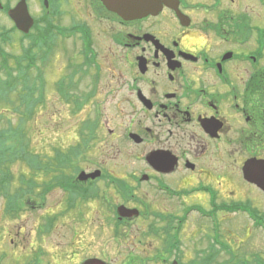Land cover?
<instances>
[{"label":"flooded vegetation","instance_id":"obj_1","mask_svg":"<svg viewBox=\"0 0 264 264\" xmlns=\"http://www.w3.org/2000/svg\"><path fill=\"white\" fill-rule=\"evenodd\" d=\"M14 1H0L11 29ZM256 2L257 14L249 0H178L126 20L104 0H40L41 14L31 12L40 31L31 29L25 48L37 35L50 45L49 54L40 50L43 65L59 42L74 62L59 91L83 103L79 110L93 103V112L73 144L58 148L68 161L57 167L63 174L25 176L42 193L21 211L43 213L32 251L45 252L47 232L72 219L62 222L70 250L56 248L54 264H112V246L121 264L233 256L223 250L222 219L242 214L255 225L256 211L264 220L242 186L264 192L243 173L250 159L264 162V0ZM78 74L90 80L85 92L73 91ZM22 229L14 236L25 238ZM95 246L99 255H90Z\"/></svg>","mask_w":264,"mask_h":264},{"label":"rangeland","instance_id":"obj_2","mask_svg":"<svg viewBox=\"0 0 264 264\" xmlns=\"http://www.w3.org/2000/svg\"><path fill=\"white\" fill-rule=\"evenodd\" d=\"M0 1L4 4L10 3V0ZM15 2L16 0L12 3L14 4ZM249 3L250 5L254 6L256 9L255 13L257 14V9L260 7L257 5L256 0H249ZM30 9L31 12L36 17H38L41 14L40 0H31ZM11 26L12 23L9 22L7 15L0 11V35L7 36L5 42L3 39L0 40V46L4 49V52H7L11 55L13 54L20 58L24 54V49L28 41L24 40L22 42L20 39L21 34L19 32L14 33L10 38ZM57 44L58 45L55 47L54 51L46 60V63L42 65L40 62H38L40 66L39 70L34 66L29 70H25L26 76L28 73L31 75L30 85L35 83L36 79L38 80L40 77L39 73L42 74L46 80L43 90L44 94L42 102L39 101L41 90L38 91L37 89L32 95L29 96V99H26L29 103H34L33 108L28 112V108L21 104V99L18 96V93H22V95L28 93V90L23 86L24 82L20 81L19 86L17 85L18 92H14V94L11 95V101H3L0 103V128L6 127L9 123L16 128H20L19 136L20 138H23L22 144L24 147H27L30 151H33V153H38L41 159H43L45 162H48L49 159L55 155L56 150L61 146L64 148L73 144L76 130L80 128L82 122L91 116L93 112V103H88L83 109L77 110L75 103L66 102L60 93L58 81L65 74L69 75L71 72L69 65L71 62L74 64V62L71 61V58H68L66 55H64L65 53L63 54L61 52L62 49L59 48V42ZM68 50L70 53H72V43L68 44ZM16 59H11V64H13V61ZM76 81L78 86L77 88L73 89V91L77 93L85 92L89 86V78L78 74ZM105 82L106 80L104 79L102 84ZM34 85H37V83ZM19 90L21 92H19ZM3 107H5V110ZM24 163L26 162L19 161L11 167L14 172V181L20 177L23 171L33 175ZM51 163L52 162L46 164L49 165ZM40 167L43 168L42 164ZM33 169L36 168L33 167ZM47 173L50 174L49 172ZM47 173L40 171L37 172V175ZM69 173H71L70 170ZM59 174L63 173L59 172ZM30 185L37 187L35 183H31ZM231 186V183H228L227 189L230 190ZM242 186L248 190V192L244 191V197L253 199L254 206H256L264 215V192H261L260 190L251 187L246 183H244ZM37 188L39 190V186ZM37 188L36 194H31L29 198L33 197V200L39 199V193H42L40 190L37 191ZM60 196L61 193L56 191L48 195L47 202L52 205L55 201L60 200L58 199ZM7 202L8 198H5L3 195H1L0 264H30L32 261L36 260V258H39L40 261H38V263L34 262L33 264H54L55 259L52 258L51 253H53L56 248L59 249L58 252L65 249L70 250L68 245L72 238L71 230L69 227L63 226L62 222L64 221L65 223H69L72 219H64L63 221L61 219L58 222V227L60 226L59 229H54L51 232H47L45 237L46 241H42L45 247H43L45 252L41 253L40 251L36 252V250L32 251L33 245L31 246V244H33L32 242L34 237L38 235L37 233L39 231V226L44 222V219L42 218L43 213L40 211H28L18 215H10L7 210ZM27 207L28 205L24 200L23 208L26 209ZM191 221L198 220L196 218H191ZM199 221L204 222L207 228L210 225L209 219H202ZM222 224V242L223 246L229 249V253H234L236 258L245 260L249 264L250 261H253L254 259H259L264 262V228H257L255 225H252L253 221L245 218L242 214L233 215L227 219L223 218ZM19 226L23 227L22 230L25 234L23 237L25 238H22L21 236H14L13 232H16ZM62 234L66 236H63ZM13 238H15V243L12 242ZM206 242V245L209 244L208 240H206ZM110 248L112 249V253H109L108 257L110 263L121 264L119 261L120 254L116 252V250H119V247L112 246ZM125 253L126 251L124 252V255ZM90 255H99V247L95 246L94 249L91 248ZM212 256L214 257L215 261L211 262L212 264H223L226 258H228L225 253L219 257V260L215 258L214 254ZM61 259L65 258L62 257ZM71 262H68V264H74L73 260Z\"/></svg>","mask_w":264,"mask_h":264},{"label":"trees","instance_id":"obj_3","mask_svg":"<svg viewBox=\"0 0 264 264\" xmlns=\"http://www.w3.org/2000/svg\"><path fill=\"white\" fill-rule=\"evenodd\" d=\"M37 27L39 28L38 25ZM39 31L40 30H38V32ZM39 37V35L35 37L32 46L28 50L25 48L24 54L20 58L13 54L11 55L7 52H4V49L0 47V103L3 101H11V95L14 94V92H18L17 88L20 84V81L24 82L23 86L28 90V93L23 95L22 93H18V96L21 99V104L28 108V112L33 108L34 103H29L26 99H29V96L32 95L37 89L38 91L41 90L39 101L42 102L45 81L41 77V74L39 73L40 77L38 80H35V83H37L38 86L34 85L35 83L30 85L31 75L30 73H28L27 76L25 74L26 69L29 70L31 67L37 65V61H39L40 58V50L46 54H48L51 50L50 45L48 46L45 44L44 47L40 45ZM13 58L17 59L13 61V64H11L10 61ZM37 68L39 70V67ZM19 92L21 91L19 90ZM75 106L78 110L82 108L83 103L76 102ZM3 109L5 110V107H3ZM19 131L20 128H16L10 123L6 127L0 128V196L3 195L5 198H8L7 210L10 215H18L23 210L24 200L27 201L31 194H36L34 187L30 186V184H37L35 180H27L25 178V176L31 175L26 171H23L21 173V175H23H20L18 179L15 178L16 181H14V172L11 168L12 166H14L19 161L26 162L24 164L33 174L32 176H36L37 172L41 171V164L43 168H46V173H57L59 172L57 167L60 165V162L61 164L68 162L65 160L67 158H61L64 155H61V150L57 149L55 155L48 161V163H52L49 165L46 164L47 162L41 159L38 153H33V151H30L27 147H24L22 144L23 138H20ZM54 162H58V164ZM33 167L36 169H33ZM243 208L245 207L239 206L237 209L241 210ZM224 209L233 211L235 208L231 207L227 209L224 207ZM255 214H257L256 211ZM257 221L260 223L259 220ZM258 263L264 264L261 263L260 260H256V264ZM223 264L228 263L224 262Z\"/></svg>","mask_w":264,"mask_h":264},{"label":"water","instance_id":"obj_4","mask_svg":"<svg viewBox=\"0 0 264 264\" xmlns=\"http://www.w3.org/2000/svg\"><path fill=\"white\" fill-rule=\"evenodd\" d=\"M178 0H104L107 6L119 13L124 19H137L159 11L164 5L172 6ZM10 18L15 22L16 27L23 33H28L34 24V19L30 14L26 0H20L15 8L9 10ZM244 177L249 182L255 183L264 190V162L250 159L243 168ZM100 172L83 176H97ZM96 264H104L101 261Z\"/></svg>","mask_w":264,"mask_h":264}]
</instances>
